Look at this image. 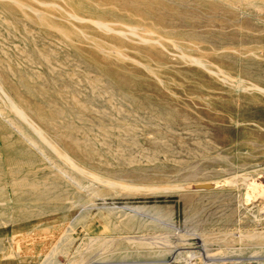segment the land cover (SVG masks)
I'll return each mask as SVG.
<instances>
[{"label": "rangeland", "instance_id": "374dc122", "mask_svg": "<svg viewBox=\"0 0 264 264\" xmlns=\"http://www.w3.org/2000/svg\"><path fill=\"white\" fill-rule=\"evenodd\" d=\"M234 260L264 264V0H0V264Z\"/></svg>", "mask_w": 264, "mask_h": 264}, {"label": "built area", "instance_id": "2783aa9c", "mask_svg": "<svg viewBox=\"0 0 264 264\" xmlns=\"http://www.w3.org/2000/svg\"><path fill=\"white\" fill-rule=\"evenodd\" d=\"M232 264H248V263H245V262H242L241 260H234L231 262ZM250 264V263H249Z\"/></svg>", "mask_w": 264, "mask_h": 264}, {"label": "bare ground", "instance_id": "6f19581e", "mask_svg": "<svg viewBox=\"0 0 264 264\" xmlns=\"http://www.w3.org/2000/svg\"><path fill=\"white\" fill-rule=\"evenodd\" d=\"M86 227V226H85Z\"/></svg>", "mask_w": 264, "mask_h": 264}]
</instances>
